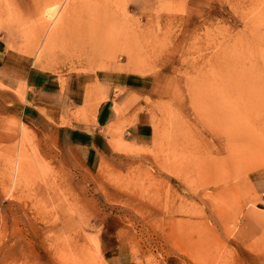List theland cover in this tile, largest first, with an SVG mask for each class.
Listing matches in <instances>:
<instances>
[{"label":"rangeland","instance_id":"1","mask_svg":"<svg viewBox=\"0 0 264 264\" xmlns=\"http://www.w3.org/2000/svg\"><path fill=\"white\" fill-rule=\"evenodd\" d=\"M0 43L113 107L87 164L0 102V264H264V0H0Z\"/></svg>","mask_w":264,"mask_h":264},{"label":"crops","instance_id":"2","mask_svg":"<svg viewBox=\"0 0 264 264\" xmlns=\"http://www.w3.org/2000/svg\"><path fill=\"white\" fill-rule=\"evenodd\" d=\"M0 43V102L6 106L17 107V114L22 119H50L59 128L65 144L87 150L85 162L92 163L100 150L110 146V136L106 133L113 115L112 105L106 107L101 103L96 110L95 123L90 126L78 125L71 122L62 126L61 122L68 119L67 110L73 99L60 93L58 80L43 72L20 56L17 52L9 53L1 48ZM18 90V91H17ZM72 95V93L70 92ZM69 97V98H68ZM78 106V105H77ZM67 111V112H66ZM130 128V136L135 143H144L147 138L143 120H138ZM141 122V123H140ZM108 124V125H107Z\"/></svg>","mask_w":264,"mask_h":264},{"label":"bare ground","instance_id":"3","mask_svg":"<svg viewBox=\"0 0 264 264\" xmlns=\"http://www.w3.org/2000/svg\"><path fill=\"white\" fill-rule=\"evenodd\" d=\"M62 15H63V14H62ZM67 15H68V12L65 11V14H64V16L62 17V19H60V21L63 22L64 18H65ZM60 24H61V22H60ZM57 25H58V24H56L55 26H57ZM61 25H62V24H61ZM61 25H59V26H61ZM59 26H57V29H58ZM54 29L56 30V28H54ZM55 30H53V31L56 32L57 30H56V31H55ZM53 34H55V33H53ZM53 34H52V33L50 34L51 37H52ZM51 37L49 36V38H51ZM53 37H54V36H53ZM53 37H52V38H53ZM52 38H51V40H52ZM48 42H50V39H48ZM47 44H48V43H47Z\"/></svg>","mask_w":264,"mask_h":264}]
</instances>
